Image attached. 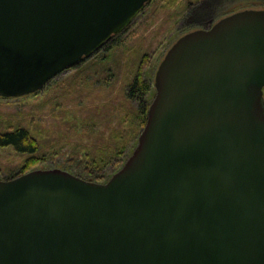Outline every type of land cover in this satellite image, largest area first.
Returning a JSON list of instances; mask_svg holds the SVG:
<instances>
[{"label": "water", "instance_id": "95a60500", "mask_svg": "<svg viewBox=\"0 0 264 264\" xmlns=\"http://www.w3.org/2000/svg\"><path fill=\"white\" fill-rule=\"evenodd\" d=\"M150 0H0V96L43 89ZM106 182L0 179V264H264V8L180 37Z\"/></svg>", "mask_w": 264, "mask_h": 264}, {"label": "rangeland", "instance_id": "374dc122", "mask_svg": "<svg viewBox=\"0 0 264 264\" xmlns=\"http://www.w3.org/2000/svg\"><path fill=\"white\" fill-rule=\"evenodd\" d=\"M249 8H264V0H150L122 33L40 91L0 96V127H25L39 140L40 160L31 170L61 168L106 182L133 153L144 128L139 102L127 96L134 78L141 74L150 82L151 104L157 70L180 37ZM27 158L0 148V179L16 175Z\"/></svg>", "mask_w": 264, "mask_h": 264}, {"label": "trees", "instance_id": "16d2710c", "mask_svg": "<svg viewBox=\"0 0 264 264\" xmlns=\"http://www.w3.org/2000/svg\"><path fill=\"white\" fill-rule=\"evenodd\" d=\"M151 91V84L147 81L141 74H138L134 81L129 85L127 89V96L135 102H139V115H140V128L142 129L147 122V114L150 107V104L146 102V96ZM12 147L17 153L21 155H27L28 158L24 164V166L20 169V171L13 175L12 177H8L6 179L14 178L18 175L24 174L28 171H31V167L37 164L40 160L39 156H36L40 149V142L27 128L19 127L14 130L4 131L0 127V148H8ZM124 146L123 148H125ZM122 151V150H121ZM120 151V152H121ZM117 153V152H116ZM112 154L110 157H116L117 154ZM116 155V156H115ZM96 162V161H95ZM103 160L98 164L101 168V163H105ZM100 181L102 177H97Z\"/></svg>", "mask_w": 264, "mask_h": 264}, {"label": "flooded vegetation", "instance_id": "af4514ba", "mask_svg": "<svg viewBox=\"0 0 264 264\" xmlns=\"http://www.w3.org/2000/svg\"><path fill=\"white\" fill-rule=\"evenodd\" d=\"M107 43H108V42H107ZM107 43H106V44H107ZM106 44H104V45L102 46V48H103Z\"/></svg>", "mask_w": 264, "mask_h": 264}]
</instances>
